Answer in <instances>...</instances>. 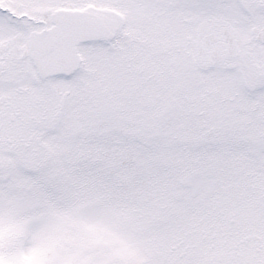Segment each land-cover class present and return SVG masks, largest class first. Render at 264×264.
Here are the masks:
<instances>
[{
	"label": "snow or ice",
	"instance_id": "6c2138e0",
	"mask_svg": "<svg viewBox=\"0 0 264 264\" xmlns=\"http://www.w3.org/2000/svg\"><path fill=\"white\" fill-rule=\"evenodd\" d=\"M0 264H264V0H0Z\"/></svg>",
	"mask_w": 264,
	"mask_h": 264
}]
</instances>
